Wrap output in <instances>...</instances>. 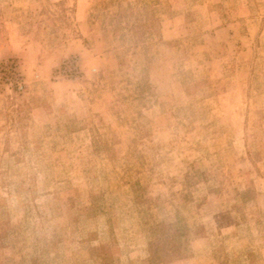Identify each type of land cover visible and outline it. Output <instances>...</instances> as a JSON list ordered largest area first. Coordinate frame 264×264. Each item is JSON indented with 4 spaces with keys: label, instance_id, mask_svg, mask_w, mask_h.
I'll return each instance as SVG.
<instances>
[{
    "label": "rangeland",
    "instance_id": "rangeland-1",
    "mask_svg": "<svg viewBox=\"0 0 264 264\" xmlns=\"http://www.w3.org/2000/svg\"><path fill=\"white\" fill-rule=\"evenodd\" d=\"M0 264H264V0H0Z\"/></svg>",
    "mask_w": 264,
    "mask_h": 264
}]
</instances>
